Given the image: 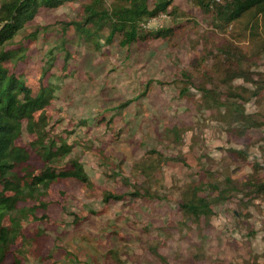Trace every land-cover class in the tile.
<instances>
[{
    "label": "rangeland",
    "instance_id": "1",
    "mask_svg": "<svg viewBox=\"0 0 264 264\" xmlns=\"http://www.w3.org/2000/svg\"><path fill=\"white\" fill-rule=\"evenodd\" d=\"M174 5L187 15L181 21L190 24L171 41L129 48L115 43L96 52L69 25L80 17L76 2L39 10L17 37L20 42L37 27L46 28L15 72L25 76L35 96L43 84L48 105L40 110L56 122L54 132L67 138L92 185L68 179L46 195L25 196L19 216L5 222L10 229L6 264L19 249L27 254L26 264H164L160 256L167 264H264V194L251 200L244 187L245 192L215 205L214 215L200 224L185 220L178 207L194 184L230 178L242 188L264 180V92L251 97L249 84L233 83L247 89L246 112L261 124L244 135L217 109H201L194 86L182 97L183 72L195 85L202 81L195 68L203 67L201 34L207 26L189 0ZM250 17L231 29L234 38L245 37L240 47L247 53L264 41L263 26L246 29ZM158 25L170 27L171 19L153 21L151 27ZM257 63L255 70L264 73V57ZM31 139L24 132L18 144ZM233 150H245L249 157L240 160ZM149 152L157 155L148 160ZM144 160L156 168L148 181L134 169ZM32 163L41 166L33 154ZM134 186L157 198L128 196ZM107 193L127 196L104 202ZM38 201L49 203L47 220L32 219Z\"/></svg>",
    "mask_w": 264,
    "mask_h": 264
},
{
    "label": "trees",
    "instance_id": "2",
    "mask_svg": "<svg viewBox=\"0 0 264 264\" xmlns=\"http://www.w3.org/2000/svg\"><path fill=\"white\" fill-rule=\"evenodd\" d=\"M189 1L205 17L207 28L201 38L206 42V53L203 67L195 68L196 72L200 71L201 83L195 85L193 76L183 72L181 96L189 97L190 88L194 86L201 94L200 104L203 107L200 108L217 109L228 125H237L241 135L261 127L254 116L246 112V104L251 100L245 95L247 89L234 88L233 83L240 79L249 84L251 97L257 98L264 92V73L255 70L258 60L264 57V41L252 53H247L240 47L245 37L234 38L231 29L243 23L242 19L246 16H251L245 23L247 30L264 27V0ZM75 2L80 4V17L69 25L75 30L77 38L96 52L115 43L121 48H129L140 42L171 41L190 24L181 21L187 15L179 13L174 0H0V264H6L8 256L6 242L10 229L5 222L19 216L22 211L20 204L25 196L34 193L46 195L52 185L68 179L87 187L92 185L67 138L54 132L56 122L40 110V107L48 105L44 101L43 84L35 96L25 76L15 72L17 64L26 59L30 47L38 43L39 34L46 30L37 27L22 41H17L28 24L35 20L39 10L57 9ZM161 18L171 19V26L158 25L155 30L148 27L150 22ZM65 61L66 64L69 58ZM132 102L125 103L122 108ZM24 132L32 137L26 146L18 144ZM232 152L240 160L249 157L245 150ZM32 154L41 166L32 163ZM153 155L157 153H147L148 160ZM158 157L163 159L161 155ZM152 168L155 165L145 160L134 166L146 181L152 177ZM212 176L209 174L210 178ZM224 183H227L225 189L222 188ZM126 185L131 186L129 181ZM241 186H236L230 178L221 183L210 179L206 183L194 184L183 193L178 207L185 220L191 219L200 224L214 215L215 205L226 202L234 193L245 192L244 187L248 189L244 196L251 200L264 194V180L248 181ZM132 188L134 191L128 196L135 199L157 198L149 189ZM125 196L107 193L104 202L121 201ZM48 207V202L38 201L32 219L37 222L47 220ZM159 258L167 264L163 257ZM26 260L27 254L20 249L13 252L12 264H26Z\"/></svg>",
    "mask_w": 264,
    "mask_h": 264
},
{
    "label": "built area",
    "instance_id": "3",
    "mask_svg": "<svg viewBox=\"0 0 264 264\" xmlns=\"http://www.w3.org/2000/svg\"><path fill=\"white\" fill-rule=\"evenodd\" d=\"M215 1L221 3V2H223L224 0H215ZM154 21H155V20H154ZM152 22H153V21H152ZM152 22H150V23L148 24V27H149V28H152V27H151Z\"/></svg>",
    "mask_w": 264,
    "mask_h": 264
}]
</instances>
